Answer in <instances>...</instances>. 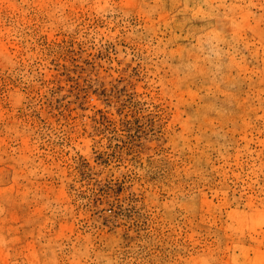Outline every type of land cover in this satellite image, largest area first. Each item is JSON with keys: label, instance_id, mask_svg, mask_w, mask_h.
<instances>
[{"label": "rangeland", "instance_id": "1", "mask_svg": "<svg viewBox=\"0 0 264 264\" xmlns=\"http://www.w3.org/2000/svg\"><path fill=\"white\" fill-rule=\"evenodd\" d=\"M0 264H264V0H0Z\"/></svg>", "mask_w": 264, "mask_h": 264}]
</instances>
